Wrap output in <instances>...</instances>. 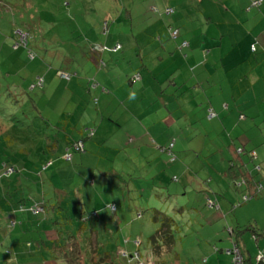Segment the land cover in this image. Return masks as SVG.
<instances>
[{"label":"rangeland","instance_id":"1","mask_svg":"<svg viewBox=\"0 0 264 264\" xmlns=\"http://www.w3.org/2000/svg\"><path fill=\"white\" fill-rule=\"evenodd\" d=\"M166 6H171L174 12L164 14ZM200 11L196 0H0V154L12 155L17 165L16 168L5 164V174L9 176L0 179V187L3 185L7 191V202L0 199V244L7 246L10 237L18 234L30 238L28 232H20L19 225L23 218L29 217H24L26 213H11L12 202L27 189L33 190L34 196V193L44 192L47 196L52 186H56L55 194L61 190L66 194L72 218L69 222L66 214L54 212V219L45 220L48 224L45 228L56 231L60 243H67L71 249L74 260L68 258L63 264H104L107 259L114 260L115 264H125L124 259H130V264H155V258L147 254L146 249L147 237L156 228L150 218L151 208L167 211L181 224L174 247L178 257L167 254L162 259L165 264L173 263V259L205 261L213 256L216 247L204 243L201 237L211 228L203 229L198 211L188 208L200 204L199 210L208 209L204 196L200 201L201 189L204 193L206 190L217 194L216 180H223L220 184L225 197L237 192L233 182L229 184L219 176L217 156L220 154L211 151L214 142H220L219 138L214 134L210 136L213 143L201 147V142L193 135L195 125L191 129L183 127L182 130L188 131L184 138L186 150L179 153L177 148L173 149L172 155L162 152L144 126L136 129L133 125L132 105L138 95L133 98L129 91L124 93L127 97L119 95L121 101L111 102L103 89L110 88L107 80L111 74L126 80L134 75L136 68L141 69V63H150L147 49L160 42L147 33L157 19H161L159 26L165 27L176 15L190 19ZM145 27H148L146 32L135 40L133 35ZM26 37V47L15 44L19 38ZM115 41L122 44V49L111 56L103 52L102 63L98 62L100 48L91 47L107 44L111 49ZM172 41L170 35L162 39L164 44ZM28 49L35 58L28 56ZM61 66L76 72L77 76H61L57 71ZM79 80H83L84 85ZM94 84H98L97 87ZM109 90L123 93L120 88ZM144 99L146 103L147 98ZM169 136L168 140L161 138V146L168 147L169 140L178 139L180 134L173 135L175 138ZM198 138L201 140V136ZM53 140L56 145L52 148L48 145L53 144ZM78 140L83 143L85 154L76 151L74 144ZM67 153L74 158L72 161L65 159ZM171 156L177 160L173 161ZM249 161L251 167L259 164L256 158ZM46 163L52 165L43 169ZM1 167L0 159V170ZM41 168L45 171L40 177L35 176ZM254 172L258 176V172ZM20 178H23L21 184L15 187ZM38 180L41 184L34 182ZM109 204H114L116 210L111 211ZM181 206L184 208L180 211L174 209ZM242 206L244 204L236 207L241 210ZM262 207L264 209V204ZM85 209H96L99 219L83 223L79 215ZM136 209L141 212L140 219L136 217ZM47 218L49 215H40L37 219L43 223ZM12 221L18 226L12 227ZM79 227L83 228L79 240L84 241L85 247L83 255L77 257L70 240ZM212 230L214 233L213 227ZM91 232L98 241L95 255L87 249L86 239ZM244 232L248 240L250 230ZM134 236L141 239L138 250L133 246ZM223 242L226 246L229 243L225 238L219 243ZM24 245L22 239L21 246ZM58 245H53L57 253ZM205 245L212 251H205ZM46 246H50V242ZM10 252L4 254L0 245V257H3L0 264H21L23 260L13 259L12 249ZM48 262L60 264L58 260Z\"/></svg>","mask_w":264,"mask_h":264},{"label":"crops","instance_id":"2","mask_svg":"<svg viewBox=\"0 0 264 264\" xmlns=\"http://www.w3.org/2000/svg\"><path fill=\"white\" fill-rule=\"evenodd\" d=\"M253 1L256 0H196L200 4L201 13L193 18L176 15L171 22L166 25L163 23L165 27L159 26L161 19H157L152 28L145 27L133 35L138 41L139 34L148 29L147 34L160 42L151 44L147 49L150 63H141V69L136 68L133 72L134 75L139 73L140 77L133 79L132 74L124 80L120 76H108L106 71L107 85L110 88H120L123 93H112L110 88H103L111 102L119 100L120 96L127 97L129 91L133 98L138 95L137 102L132 105L133 125L136 129L144 126L149 138L153 143H159L157 148L162 152L166 151L163 149L166 146H161V138L166 137L168 140L169 135L177 134L180 136L178 139L173 136L172 152L176 148L179 153L186 150L184 138L188 131L182 130L183 127L191 129L195 125L192 127L193 135L201 142V147L213 143L210 136L215 134L220 142H214V150L211 151L219 152V176L229 184L232 181L223 176L231 158L228 146L239 142L242 149L249 151L251 155L254 153L253 159L256 158L259 164L251 167L248 155H243L242 160L249 170H253L255 180L264 185V0H258L257 4H253ZM152 8L157 9L154 6ZM172 30L178 31L174 38L171 36ZM169 35L174 41L162 43V39ZM252 44L256 47L254 51L251 50ZM108 52L111 56L118 51ZM72 75L77 76V73L73 72ZM82 81L78 82L84 85ZM94 85L97 87L98 84ZM140 94H143L142 97ZM144 97L147 98L146 103ZM210 111L214 115H209ZM240 115L244 117L241 118ZM86 152L85 149L84 153L79 154ZM254 171L258 172V176ZM22 179L16 181L15 186L17 183L21 184ZM222 181H215L217 194L211 193L210 197H205V200L207 197L211 199L210 205L216 202V209L208 207L199 210L200 204L197 205L201 227L211 228L201 237L205 240L204 243L216 247L217 251L214 252L205 245V251L214 253L211 258L205 261L184 259L179 262L173 259L171 264H231V256L224 249H228L234 242L243 253V264H257V254H264V235L254 238L255 235L250 230V237L245 240L247 232H241L249 223L258 230H264V189L255 201H249L252 198L243 201V195L249 190L247 187H234L237 191L235 195L225 197L226 193L222 191L220 184ZM32 191H29V195H33ZM23 196L26 195L22 193L18 197ZM202 198L200 193V201ZM15 203L16 201L12 202L13 205ZM242 204L244 208L239 210L236 206ZM239 211L243 214H239ZM24 217L29 218H23V223L20 221V232H28L30 238L23 234L11 236L10 244L6 246L3 243V247L11 248L14 253L12 258L22 259L23 261L19 260L21 264H42L43 261L39 259H30V254L42 251L54 236H49L48 229L45 231L41 228L42 223L37 216L26 213ZM212 227L215 229L214 233ZM223 238L226 243L229 242L227 246L224 242L219 243ZM22 239L25 240L24 246H21ZM51 262L46 260L44 264Z\"/></svg>","mask_w":264,"mask_h":264},{"label":"trees","instance_id":"3","mask_svg":"<svg viewBox=\"0 0 264 264\" xmlns=\"http://www.w3.org/2000/svg\"><path fill=\"white\" fill-rule=\"evenodd\" d=\"M166 9H165L164 14H168L169 15L170 13H173V11H174L171 8L172 11L167 13ZM104 32H107L105 30V28H104ZM27 36H28V34H27ZM27 38L28 37H26V39L19 38V41L17 43H15V44H19L20 46L26 47L27 46ZM116 44H119V48L116 49V50H113V47ZM116 44L113 45L111 49L108 47L107 44H103V45L95 44V45L102 46V48L106 47V48L101 49L98 52V62L102 63V58L101 57H102V53L103 52H105V51H107V52L108 51L116 52V51H119V50L122 49V44L121 43L117 42ZM93 46L91 48H93ZM27 53H28V56H29V54L33 55L32 58L29 56L31 59L35 58V54L33 52H31V50L28 49ZM57 71H58V73H60V75H61V73H64V74L69 75V77L72 76V72L63 69L62 66L59 69H57ZM133 77H134L133 79H136V78L138 79L140 77L139 73H136ZM240 117L243 118L244 115H240ZM40 118L44 122H46V124H48L47 121L42 116H40ZM239 144H240L239 142H238V144L231 143L228 146V148H229V150L231 152V158L228 160L227 169L225 171H223V176H225L226 178L230 179L234 183L233 186L235 188L239 189L240 186H245V187H247L249 189L248 191L245 192L243 197L244 196H248V199L253 198V197H258L259 194L261 193V191L264 189V185L260 181L255 180L254 175L252 174L253 170H249L248 167H247L246 162H244L242 160V156L243 155H248L249 159L252 160L254 154L251 155L249 151L242 149L241 145H239ZM55 145H56V142L53 140V144H50L48 146H51L53 148ZM163 149L166 150L167 152H170L171 155H172V153H173L172 152V147L168 146V147L163 148ZM68 151L72 152L73 150L69 149ZM77 152L78 153H84L85 150H84V152H79V151H77ZM67 154H70V153H67ZM12 157H13L12 155L6 156L4 154H0V159L2 161V167H1V170H0V179H3L4 177H8L9 176V175L5 174V168H4L5 164L9 165V167H11L13 165L15 167L17 166V165H15L16 163L14 162V160H12ZM174 157H172L173 161L175 160ZM66 160L71 161L72 160V155L70 154L69 158L66 159ZM49 165H47V163H46L42 168L45 169L46 166H49ZM42 168L38 169V171L35 172V176L39 175L38 177H40L42 175V172L45 171ZM17 181H19V179ZM34 182H37V184H38L39 180L38 181H34ZM43 182H45L44 179H43ZM238 183H240V185H238ZM3 188H5V187H3V185H2L0 187V190L2 191L1 192L2 194H1L0 197H2V196L3 197L0 198V199H3L4 201L7 202V199L5 198V197H7L5 195L7 193V191L5 192L4 191L5 189H3ZM53 189H54L55 192L58 191V187L52 186V191L47 196H46L45 192L42 193V194L34 193L36 196L31 195V194L29 195V191L30 190L27 189L26 193H25V191L22 192L26 196H23V197H20V198L18 197V198H16L14 200V201H16V203L14 205L12 204V206H10V208H11L10 212L14 213V214H17V213H28L30 215H34L35 217L36 216L38 217L40 215L48 217V215H49V218L43 220V223H42L43 224V230L47 231V229H48L49 236L53 235L54 239H52L50 241V246L44 247L42 251L31 253L30 254V258L31 259H39L40 261H46L47 259L45 258V256H49L50 259H48V260H58L60 264H63L64 261H67L68 258H71L70 260H74V258L72 257L73 253L70 252L71 249H69V247H67V243L66 244L60 243V238H59V236H58L56 231H54L50 227L45 228L46 226H48V224L45 223V220L49 221L51 219H54L55 218L54 212L55 213L58 212L59 214H61V213L66 214V218H67L66 220L69 221V222H70L72 217L69 214L70 210L68 209V206H67V199L68 198H67L66 194L64 193V191L61 190L57 194H55ZM136 191H139V189H136ZM210 192H212V191H210ZM201 193L204 196V200H205L206 196L210 197V195H211L206 190H205V193H204L203 189L201 190ZM38 195H40V196L37 197ZM209 197H207V199L205 201L207 202L209 207H215L216 202L214 203V205H210L208 203L209 200L211 201V199ZM8 199L10 200L11 198L8 196ZM243 201H246V200H243ZM77 202L78 203H82L79 200ZM35 204H38V205L42 206L43 209L38 211V212L32 213L31 212V208L35 207L36 206ZM109 208H110L111 211H115L116 210V207H115L114 204H109ZM182 208H184V206H181L179 208L175 207L174 209L180 211ZM189 209H196L197 210V206L196 207H190V208H188V210ZM135 211L137 212V215H136L137 219H140L141 212H139L137 209ZM50 213H52L51 217H50ZM98 215L99 214H97L96 209H92L91 211L89 209L88 210L85 209L79 215V219L83 223L87 222L88 220L94 221L96 219H99ZM150 218H151V221L154 223V225H156V228L147 237V244H146L147 245L146 246L147 254H149L151 257L155 258V264H165V261L162 260V259L167 254L173 253L174 255H176L174 258L178 257L177 252H174V247L176 245V240H177L176 232L180 231L181 224H178L179 221L176 219L175 216L169 214L167 211L162 210V209L159 210V209H156V208H151ZM16 224L17 223L15 221V224L12 227H16ZM12 227L10 226V228H12ZM81 228L82 227L76 228L75 229L76 232H74V230H73L74 234H72V239L70 240V246L73 247L74 252H76V256L78 255L77 257H79V255H81L83 253L82 252L83 249H84L83 247H85L83 245L84 241L82 243L81 240H79V234L81 233ZM246 229L247 230H251L254 233V235H255L254 238L257 237V235H260V236L264 235V230H258L253 225H251L250 223L247 226L243 227V229H241V232L246 230ZM135 239H136L137 242L134 241ZM86 240L88 241V245H89V247H87V249L90 248L93 255L97 254L96 252H97V248H98V243H97L98 241L95 238L94 233L91 232L90 235H89V238H87ZM71 241H72V243H71ZM132 241H134V244H133L134 248L136 250H138V248L141 245L140 237L134 236V239ZM234 243L236 244V242H234ZM0 245H1L2 249H3V253L4 254H7V255L11 254V252H10L11 249H9L7 247H3V244H0ZM28 245H30V243H28ZM53 245H58V247L60 249L58 251V253L54 251ZM45 252H46V254H45ZM125 254H126L125 257L128 258V253L126 252ZM106 255L109 257L110 256V251L107 252ZM241 255H242V259L244 260V256H243L242 251H241ZM95 257H97V256H95ZM94 260H95V258L92 257L91 261H94ZM84 262H85V260H83V263ZM124 262H125V264H130V259H124ZM261 263L262 262H258L257 264H261ZM104 264H115V263H114V260H112V259L108 260L107 259V261H105Z\"/></svg>","mask_w":264,"mask_h":264},{"label":"built area","instance_id":"4","mask_svg":"<svg viewBox=\"0 0 264 264\" xmlns=\"http://www.w3.org/2000/svg\"><path fill=\"white\" fill-rule=\"evenodd\" d=\"M258 2H259L258 0L253 1V4H257ZM171 11H172L171 8H167V9H166V12H167V13H168V12H171ZM177 34H178V31H177V30H172V31H171V36H172V37L177 36ZM93 48H94V49H99V48H100V50H101V49L106 48V47H103V48H102V46L94 45ZM118 48H119V44H116V45L113 47V50H116V49H118ZM251 49H252V50H255V49H256L254 44L251 45ZM29 56H30L31 58L33 57L32 54H29ZM61 75H63L64 77H69V75L64 74V73H61ZM209 115H211V116L214 115L213 111H210V112H209ZM74 145H75L74 147H75L76 151L84 152V145H83V143H82L80 140L76 141ZM172 145H173V142H171V143L169 144V147H172ZM252 154H254V153H252ZM66 156H68V157H67V158L65 157V158L68 159L69 156H70V154H67ZM5 173H6V172H5ZM238 185H240V183H238ZM247 199H248V196H244V197H243V200H247ZM208 203H209V204H212V201L209 200ZM35 205H36L35 207H32V208H31V212H32V213L38 212V211H40V210L43 209L42 206H40V205H38V204H35ZM21 210H22V209H21ZM13 224H15V221H12V225H13ZM225 253L231 256V264H243V259H242L241 251H240L239 247H238L236 244L233 243V245H232L231 248L225 249ZM256 261H257V263H258V262H262V263H264V254H263L262 252H259V253L257 254V256H256Z\"/></svg>","mask_w":264,"mask_h":264},{"label":"clouds","instance_id":"5","mask_svg":"<svg viewBox=\"0 0 264 264\" xmlns=\"http://www.w3.org/2000/svg\"><path fill=\"white\" fill-rule=\"evenodd\" d=\"M224 252H225V249H224ZM244 261V260H243Z\"/></svg>","mask_w":264,"mask_h":264}]
</instances>
